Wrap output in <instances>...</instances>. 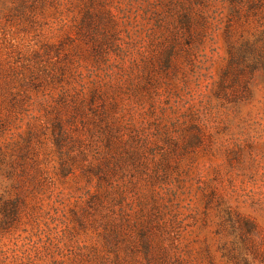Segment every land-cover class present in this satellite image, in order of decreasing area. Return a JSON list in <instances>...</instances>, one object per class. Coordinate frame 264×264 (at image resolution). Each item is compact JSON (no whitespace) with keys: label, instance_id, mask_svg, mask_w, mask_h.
I'll return each mask as SVG.
<instances>
[{"label":"rangeland","instance_id":"rangeland-1","mask_svg":"<svg viewBox=\"0 0 264 264\" xmlns=\"http://www.w3.org/2000/svg\"><path fill=\"white\" fill-rule=\"evenodd\" d=\"M0 264H264V0H0Z\"/></svg>","mask_w":264,"mask_h":264}]
</instances>
